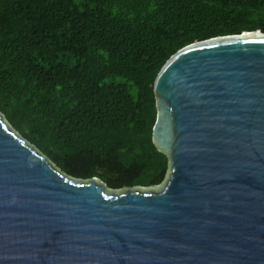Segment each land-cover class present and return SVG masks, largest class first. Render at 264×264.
<instances>
[{
    "label": "water",
    "instance_id": "obj_1",
    "mask_svg": "<svg viewBox=\"0 0 264 264\" xmlns=\"http://www.w3.org/2000/svg\"><path fill=\"white\" fill-rule=\"evenodd\" d=\"M166 181L63 173L0 113V264H264V32L197 41L162 67Z\"/></svg>",
    "mask_w": 264,
    "mask_h": 264
},
{
    "label": "trees",
    "instance_id": "obj_2",
    "mask_svg": "<svg viewBox=\"0 0 264 264\" xmlns=\"http://www.w3.org/2000/svg\"><path fill=\"white\" fill-rule=\"evenodd\" d=\"M263 30L264 0H0V113L63 173L162 185L154 84L197 41Z\"/></svg>",
    "mask_w": 264,
    "mask_h": 264
},
{
    "label": "rangeland",
    "instance_id": "obj_3",
    "mask_svg": "<svg viewBox=\"0 0 264 264\" xmlns=\"http://www.w3.org/2000/svg\"><path fill=\"white\" fill-rule=\"evenodd\" d=\"M101 184H104L102 181L100 182ZM111 190V189H110Z\"/></svg>",
    "mask_w": 264,
    "mask_h": 264
}]
</instances>
